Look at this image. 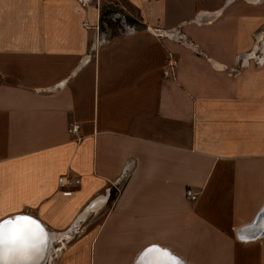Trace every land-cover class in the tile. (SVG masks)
<instances>
[{"label":"crops","instance_id":"crops-1","mask_svg":"<svg viewBox=\"0 0 264 264\" xmlns=\"http://www.w3.org/2000/svg\"><path fill=\"white\" fill-rule=\"evenodd\" d=\"M107 1L0 0V221L80 229L52 264H264L239 234L264 212V0H125L141 26L110 37L83 25Z\"/></svg>","mask_w":264,"mask_h":264},{"label":"snow or ice","instance_id":"snow-or-ice-1","mask_svg":"<svg viewBox=\"0 0 264 264\" xmlns=\"http://www.w3.org/2000/svg\"><path fill=\"white\" fill-rule=\"evenodd\" d=\"M49 243V234L34 218L21 215L0 221V264H8L9 257L13 254H23L18 258L30 260L27 253L42 251ZM159 251L170 260L175 257L166 250L152 248L146 252Z\"/></svg>","mask_w":264,"mask_h":264},{"label":"water","instance_id":"water-1","mask_svg":"<svg viewBox=\"0 0 264 264\" xmlns=\"http://www.w3.org/2000/svg\"><path fill=\"white\" fill-rule=\"evenodd\" d=\"M40 225L44 228V226L41 223ZM239 234L242 239H246V240L254 239L256 237L263 235L264 234V212L259 217L258 221L255 224L245 229L244 231L240 232ZM42 251L44 252L47 251V246L44 247ZM40 253L41 251L39 252L32 251V252L27 253V255H30L32 259H36L35 257L40 256ZM20 255H23V254H13L12 256H10L8 260V264H25V262H32L31 261L32 259L30 260L19 259L18 257ZM46 262H47V259H40V262L38 264H46ZM136 264H184V262H182L180 259H177V258L175 259V261H172L167 256H165L164 253L159 252V251H152V252L143 253L140 259L137 260Z\"/></svg>","mask_w":264,"mask_h":264},{"label":"built area","instance_id":"built-area-1","mask_svg":"<svg viewBox=\"0 0 264 264\" xmlns=\"http://www.w3.org/2000/svg\"><path fill=\"white\" fill-rule=\"evenodd\" d=\"M78 2L82 8H89L95 2V0H78ZM83 25L85 28H88V29L89 28L90 29L95 28L96 30H99V26L92 27V25H90L88 20H86L83 23ZM177 65H178L177 59L172 54H169V56L167 58L165 70H164L165 76H172ZM68 133H69V135L74 136L78 141H80L82 139V137H81V126L78 123L71 124L68 128ZM58 183L62 189H72V188L78 186L81 183V181H80V179H77L75 177L61 176L58 179ZM186 195H187V198L191 201L197 200V193H195L192 189H188L186 191Z\"/></svg>","mask_w":264,"mask_h":264},{"label":"rangeland","instance_id":"rangeland-1","mask_svg":"<svg viewBox=\"0 0 264 264\" xmlns=\"http://www.w3.org/2000/svg\"><path fill=\"white\" fill-rule=\"evenodd\" d=\"M113 1L115 2L116 5H114V4L109 5L108 4L109 2H113ZM113 1L112 0H108L107 1L108 3H106V6L110 7L109 9H113V10H117L118 12H121L120 15H118L117 17H121L122 19H124L125 16H130L129 15V13L131 12L130 11V7H129V5H127L125 0H113ZM107 7H104L103 9H106ZM123 7H125V8H123ZM106 19L108 20L109 18H106ZM107 20H106V22H107ZM103 29H104L103 33L107 37H110L112 34L119 32V31L116 32L113 28L109 27V25L107 23H104V28ZM113 196H114V194H113ZM115 196L117 197V195H115ZM115 196H114V198L110 199L111 202H113L114 199H116ZM98 222H99V220H98ZM79 233H80V229L77 230L76 232L72 233L70 236H67V237H66V235H63V234L62 235H58L57 240L55 242H52V246H51V249L49 251V259L47 260L46 264H52L56 260V257L58 256V254L62 251V249L68 243V241H70L75 235H78ZM64 237H66V238H64Z\"/></svg>","mask_w":264,"mask_h":264},{"label":"trees","instance_id":"trees-1","mask_svg":"<svg viewBox=\"0 0 264 264\" xmlns=\"http://www.w3.org/2000/svg\"><path fill=\"white\" fill-rule=\"evenodd\" d=\"M109 8L110 7H107L106 9L101 10L99 30L102 33L104 32V29H103L104 23H107L109 27L113 28L116 32L121 31L120 33L119 32L114 33L111 36H114L116 34L125 33L127 27L137 28L141 26L140 22L137 19L130 17V16H125L124 19H122L121 17H117L118 15H115L121 12H118L117 10H113ZM106 18H109V19L107 20Z\"/></svg>","mask_w":264,"mask_h":264},{"label":"bare ground","instance_id":"bare-ground-1","mask_svg":"<svg viewBox=\"0 0 264 264\" xmlns=\"http://www.w3.org/2000/svg\"><path fill=\"white\" fill-rule=\"evenodd\" d=\"M45 230L47 231L46 228H45ZM47 233L49 234V243L47 244V251H45V252L41 251L40 256H36L35 257L36 259H32L31 260L32 262H25V264H38L40 262V259H47V260L49 259V251L51 249L53 239L51 238V235H50V233L48 231H47ZM182 262H184V261H182Z\"/></svg>","mask_w":264,"mask_h":264}]
</instances>
